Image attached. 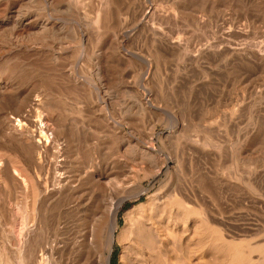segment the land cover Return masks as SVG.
<instances>
[{
  "label": "rangeland",
  "instance_id": "rangeland-1",
  "mask_svg": "<svg viewBox=\"0 0 264 264\" xmlns=\"http://www.w3.org/2000/svg\"><path fill=\"white\" fill-rule=\"evenodd\" d=\"M61 146L74 167L96 156L115 173L85 176L82 208L92 190H146L122 202L109 264H264V0H0V264H45L39 245L68 236L43 231L51 207L26 206L12 171L44 190L38 165ZM145 208L171 213L152 257Z\"/></svg>",
  "mask_w": 264,
  "mask_h": 264
},
{
  "label": "bare ground",
  "instance_id": "bare-ground-1",
  "mask_svg": "<svg viewBox=\"0 0 264 264\" xmlns=\"http://www.w3.org/2000/svg\"><path fill=\"white\" fill-rule=\"evenodd\" d=\"M147 8L148 10L146 9V11L142 12L141 19H138L139 25H146L148 23V19L152 17L153 13L155 12L154 9L149 7ZM153 28L151 27L150 30H154V32H156V28ZM166 42L170 44L173 43V41ZM26 116L23 117L24 122H26L28 128L33 127L35 124L33 125ZM40 123L42 122L40 121ZM39 131L40 134H42V136L44 137V140L48 142V129L45 123L43 124V128L41 125ZM22 132L25 133V131ZM153 136H151L149 139V142L151 144L153 140H156ZM135 146L136 149L135 151H133V155L137 158L139 157V159H141L143 157H146V159L150 158L151 160L156 158L157 154L155 153L153 146H149L147 148L144 145L141 146L139 142H136ZM79 147V149H81L82 145H79ZM51 148H53V145L50 147H45V152L50 151ZM63 148V146L57 148L56 152L51 155L50 158H44L43 161H45L46 164L41 163L38 165V174L44 175V190L37 186L38 183H36L37 181L35 178H33L31 173H28L26 176H22L20 175L18 170H12L13 173L20 178V182L23 188V195L26 200V206L33 207L35 203H48L47 205L51 207L48 217H46V219L42 221L43 225L41 226L43 231L47 234L49 232L48 230H50L52 227L54 231H57V234L64 229H67L68 232L67 237L58 238L56 234H54L52 240H46L45 243L41 245L38 244L40 256L42 257V260L45 262V264H55L54 256H57V258L59 259L58 264H109V255L112 243L114 241H120V238L115 236L116 233L122 229V225H118V210L122 202L126 198L136 200L139 198L140 194L146 193V190L138 188V190H136L129 197H120L119 199H116L114 201L109 199V197L104 198L103 195L99 197V195H96L94 190H92L88 193L89 201L87 205L85 206V208H82L79 205V202L84 198V196H87V194L84 193V190L81 189L80 186L85 179V176L89 174V178L93 181V183L100 185L103 184L102 182L105 180L107 181V183L113 182V176L115 173H112V170L103 167L102 169H100V167H98V164L96 163V159L94 158L96 156H94L93 159H86L82 165L80 164L78 167H74L72 163H68L65 157L62 156ZM154 167L157 168L156 166ZM91 168L95 169V171L89 173ZM137 205L133 207L135 208ZM56 210H58V212H56ZM84 210L89 211V215L91 216L90 221L92 222L90 227L88 226L89 228L86 231H83L84 228H80L81 226H83L81 225L83 221L80 223L79 218L81 217H78L77 215L81 211L85 212ZM143 210V214H141L142 216H145L144 221L147 220V223L149 225L147 231L144 232V234L146 235V239L143 241V244L149 251L148 255L152 257L154 256L152 254L156 249V242L158 241L157 238L160 235L161 237L166 236V232L168 229L167 226L163 227V224L161 225V223H163L167 218L169 219L171 217V213L168 210L163 209H155L151 213H146V208ZM68 213L70 215H73V217L76 216L77 218H75L74 220L72 219L73 221L71 222V225L66 228V225L63 224L60 220L62 216L64 218ZM130 215L131 214H129V212L124 215L123 225H125L128 221H132L133 227L131 228L130 232L133 233V235H136L139 231L138 223H140V221L138 218L134 219ZM84 217H86V215H84ZM36 257L37 255H35V258ZM27 258H29V256H27Z\"/></svg>",
  "mask_w": 264,
  "mask_h": 264
}]
</instances>
